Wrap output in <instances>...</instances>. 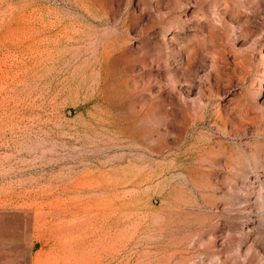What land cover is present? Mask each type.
I'll return each mask as SVG.
<instances>
[{"label": "rangeland", "instance_id": "obj_1", "mask_svg": "<svg viewBox=\"0 0 264 264\" xmlns=\"http://www.w3.org/2000/svg\"><path fill=\"white\" fill-rule=\"evenodd\" d=\"M0 264H264V0H0Z\"/></svg>", "mask_w": 264, "mask_h": 264}]
</instances>
